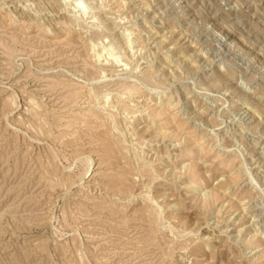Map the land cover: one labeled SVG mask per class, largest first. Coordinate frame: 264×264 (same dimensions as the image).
Here are the masks:
<instances>
[{"label": "rangeland", "instance_id": "1", "mask_svg": "<svg viewBox=\"0 0 264 264\" xmlns=\"http://www.w3.org/2000/svg\"><path fill=\"white\" fill-rule=\"evenodd\" d=\"M0 264H264V0H0Z\"/></svg>", "mask_w": 264, "mask_h": 264}]
</instances>
